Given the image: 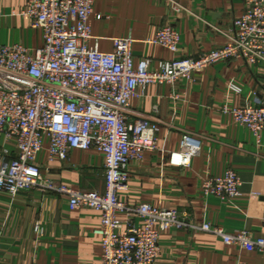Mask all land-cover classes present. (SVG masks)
<instances>
[{
	"label": "crops",
	"instance_id": "crops-1",
	"mask_svg": "<svg viewBox=\"0 0 264 264\" xmlns=\"http://www.w3.org/2000/svg\"><path fill=\"white\" fill-rule=\"evenodd\" d=\"M176 1L188 12L174 14L168 0H95L94 14L102 17L91 18V32L99 50L110 52L111 39L131 36L134 63L148 59L153 70L159 60L196 57L224 45L244 10L242 0ZM25 2L0 0V45L20 43L29 49L43 45L41 30L18 14ZM164 24L179 34L177 53L150 42ZM192 77L191 82L179 80L173 86L148 84L142 95L131 98L128 118L157 122L160 150L146 152L140 161L128 165L127 189L118 197L130 204L177 209L195 225L209 222L226 232L247 229L259 236L264 230V131L257 142L222 108L264 101V62L221 60ZM231 85L240 92L232 91ZM184 135L199 141V153L188 167L172 166L161 151H178ZM1 147L15 149L2 136ZM36 163L42 174L57 183L104 191V156L97 150L72 149L64 160L50 159L44 138ZM228 169L241 179L240 195L205 196L203 180L222 176ZM99 225L98 211L70 209L65 194L34 189L11 196L0 191V264H99L102 247L95 233ZM36 226L43 229L42 234L34 231ZM159 247L154 264H264V253L226 245L198 229L163 231Z\"/></svg>",
	"mask_w": 264,
	"mask_h": 264
},
{
	"label": "built area",
	"instance_id": "built-area-1",
	"mask_svg": "<svg viewBox=\"0 0 264 264\" xmlns=\"http://www.w3.org/2000/svg\"><path fill=\"white\" fill-rule=\"evenodd\" d=\"M94 1L26 0L18 14L41 30L43 45L36 49L20 43L0 45V136L15 147L13 152L0 148V191L11 196L34 189L57 192L68 196L70 209L98 211L99 264H154L160 256V233L172 228L198 229L226 245L264 253V230L254 236L247 229L226 232L209 222L195 225L177 209L130 204L118 197L127 189L128 165L140 161L146 152L160 150L157 122L128 118L131 98L142 95L148 84L191 82L194 72L221 60L264 62V0H242L244 10L234 20V31L224 45L196 57L159 60L153 70L148 59L134 63L131 36L111 39L110 52L99 50L91 18L102 16L94 14ZM168 1L174 14L188 12L176 0ZM179 40L176 28L164 24L150 42L177 53ZM230 89L240 92L233 85ZM222 112L250 130L259 142L264 131V101L223 107ZM44 138L50 159L64 160L72 149L103 153L104 191L73 189L42 174L36 157ZM161 152L168 164L188 167L199 153V141L184 135L178 151ZM240 186L241 179L232 169L205 178L201 185L205 196L221 199L239 196ZM120 213L124 216L119 217ZM34 231L43 233L40 226Z\"/></svg>",
	"mask_w": 264,
	"mask_h": 264
}]
</instances>
